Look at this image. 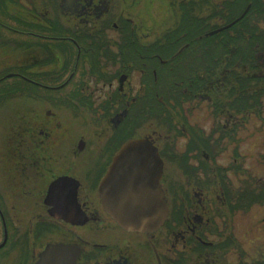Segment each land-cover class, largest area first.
<instances>
[{"label": "flooded vegetation", "instance_id": "af4514ba", "mask_svg": "<svg viewBox=\"0 0 264 264\" xmlns=\"http://www.w3.org/2000/svg\"><path fill=\"white\" fill-rule=\"evenodd\" d=\"M257 123L264 0H0V264L57 246L76 264H264L219 172ZM140 140L163 162L154 232L104 206L116 153Z\"/></svg>", "mask_w": 264, "mask_h": 264}, {"label": "water", "instance_id": "95a60500", "mask_svg": "<svg viewBox=\"0 0 264 264\" xmlns=\"http://www.w3.org/2000/svg\"><path fill=\"white\" fill-rule=\"evenodd\" d=\"M158 150L147 141H130L117 152L110 173L103 180L104 206L114 214L122 227L132 231L154 232L162 227L168 216L164 193L158 183L162 175L163 162ZM117 186L119 195L126 196L125 202H112L107 191ZM116 194V191H114ZM107 196V197H106ZM54 248V249H52ZM38 264H76L72 260H60L53 254L64 246L50 247ZM49 249V250H50ZM53 252V253H52Z\"/></svg>", "mask_w": 264, "mask_h": 264}, {"label": "rangeland", "instance_id": "374dc122", "mask_svg": "<svg viewBox=\"0 0 264 264\" xmlns=\"http://www.w3.org/2000/svg\"><path fill=\"white\" fill-rule=\"evenodd\" d=\"M255 131L260 132V137L256 140L246 141L241 148V155L237 157L238 163L237 166L233 168V170H228V167L221 168L219 172L224 175L222 179L229 185L232 182L233 189L238 191L240 187L247 185L248 183H253L254 185L264 186V129L263 126H260L258 123L255 125ZM247 137V135L245 136ZM248 138V137H247ZM242 158H241V157ZM221 157V156H220ZM220 157L218 158V163L220 162ZM233 157L232 155L224 156L223 164L228 166L230 164V159ZM189 158V157H188ZM185 158H178L179 162L183 163ZM220 164V163H219ZM193 166V164H191ZM189 167V166H185ZM236 168V169H235ZM241 172H237L240 171ZM237 172V173H236ZM255 180V181H252ZM258 204L255 207H252L250 210L239 209L241 212L248 213L251 212L253 214L248 217H242L239 220V232L238 235L240 240L244 239L249 247H246V251H254L255 258L261 259L264 257V222H261L264 219V203ZM258 222H261L258 224ZM253 227L252 231H247L246 229ZM248 233V235H247Z\"/></svg>", "mask_w": 264, "mask_h": 264}, {"label": "trees", "instance_id": "16d2710c", "mask_svg": "<svg viewBox=\"0 0 264 264\" xmlns=\"http://www.w3.org/2000/svg\"><path fill=\"white\" fill-rule=\"evenodd\" d=\"M237 172H241V170ZM252 181L255 180L252 179ZM226 190H228L229 192L231 189L227 187ZM237 197H239L240 199L239 200L240 205L238 207V210L239 209L249 210L248 208L252 206L255 207L258 204L263 205L262 203H264V186L263 185L258 186L256 184L254 185L253 183H248L247 185H244L239 188V190L237 191Z\"/></svg>", "mask_w": 264, "mask_h": 264}]
</instances>
